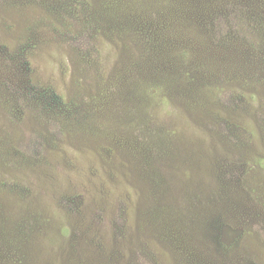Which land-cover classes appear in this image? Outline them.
<instances>
[{
	"label": "rangeland",
	"instance_id": "rangeland-1",
	"mask_svg": "<svg viewBox=\"0 0 264 264\" xmlns=\"http://www.w3.org/2000/svg\"><path fill=\"white\" fill-rule=\"evenodd\" d=\"M263 29L264 0H0V264H264Z\"/></svg>",
	"mask_w": 264,
	"mask_h": 264
},
{
	"label": "trees",
	"instance_id": "trees-1",
	"mask_svg": "<svg viewBox=\"0 0 264 264\" xmlns=\"http://www.w3.org/2000/svg\"><path fill=\"white\" fill-rule=\"evenodd\" d=\"M139 5V4H138ZM140 6V5H139ZM263 33H264V29H263ZM149 92H151V93H153L154 92V90H151V91H149ZM155 92H156V89H155Z\"/></svg>",
	"mask_w": 264,
	"mask_h": 264
}]
</instances>
